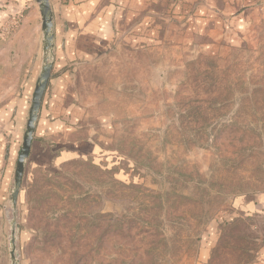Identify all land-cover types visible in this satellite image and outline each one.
Wrapping results in <instances>:
<instances>
[{"label": "rangeland", "instance_id": "374dc122", "mask_svg": "<svg viewBox=\"0 0 264 264\" xmlns=\"http://www.w3.org/2000/svg\"><path fill=\"white\" fill-rule=\"evenodd\" d=\"M50 1L54 67L34 141L72 157L29 156L14 209L29 110L19 142L15 126L0 131V264H12L13 220L19 264H264V0H226L216 37L188 0ZM100 15L114 34L78 39ZM43 39L36 0L0 24V108L30 109ZM87 141L96 150L80 153Z\"/></svg>", "mask_w": 264, "mask_h": 264}, {"label": "crops", "instance_id": "0c3cea01", "mask_svg": "<svg viewBox=\"0 0 264 264\" xmlns=\"http://www.w3.org/2000/svg\"><path fill=\"white\" fill-rule=\"evenodd\" d=\"M27 1L28 0H0V24L5 22L8 17L15 16V14L19 10L22 9V7L25 5ZM96 1L97 0H89V1L86 0L81 7L86 8V5H88V3L90 5L96 4ZM188 1L191 3V6H192L191 8L195 9V15H194V19H196L195 21L199 24L206 25L207 35H209L210 37L212 36L216 37V36H222V34H224L223 32L219 30V28L226 27V25L228 26V21L226 20V0H188ZM79 7L80 6H78V8ZM85 16H86V9L82 12H79L77 16L73 13L68 15L66 19L71 28L68 33L62 36V43L66 42L67 44L70 45L72 42L75 41V38H76L75 34H77L76 32H78V30H81L82 25L85 21ZM116 18L117 17H115V23H114L115 26H117ZM84 27H85V24H84ZM86 28H93L95 30V35L88 37L85 35L86 31H84L83 34L80 31L78 39L86 41L87 39L90 38L91 41L97 40L103 43V41L110 38L114 34L113 16L107 15L105 18H103L102 15L97 16L96 21ZM202 30L203 29H201L200 31L201 33L203 32ZM26 33H27V30L24 29V34L20 38L21 43ZM66 51L68 54L72 56L75 54V52L69 49H66ZM76 52L78 54L86 53L84 50L81 51V49H76ZM26 53H29V52H26ZM28 110L29 108H28V104L26 101H22V103L19 105L18 111L14 113H13L14 109L12 108V105H8V106L5 105L3 108H0V131L5 130L7 128L11 130L15 126L13 135L16 138V140L19 142V137L22 134L21 130L23 128V125L25 122L24 120L26 118ZM12 114H15L14 116L15 123L13 124L10 123L11 117L13 118ZM8 123L12 125L8 126ZM38 128H39V123L36 129V132ZM1 139H3V133L0 134V141ZM85 145L88 146L89 149L95 148L96 150V144H92L87 141V142H82L78 145L77 148L80 151V153L87 152V149L84 147ZM1 150L2 149L0 146V153H1ZM71 155H72V152H69V150L62 151L60 152V154H56L52 152L51 148L44 147L42 143H40L38 140L37 141L35 140L33 141L32 148H31L30 162L35 166H45V165H48L49 163H52V159H54V157L55 158L58 157L61 159L63 156L70 157ZM3 163H4V156L1 157L0 155V195H1V191L5 190L7 183H9L8 178L10 176L9 173L11 171V169L8 168V170H6V173L4 172L1 174ZM24 182H25V179L23 180V184ZM22 192H23V189H22Z\"/></svg>", "mask_w": 264, "mask_h": 264}, {"label": "water", "instance_id": "95a60500", "mask_svg": "<svg viewBox=\"0 0 264 264\" xmlns=\"http://www.w3.org/2000/svg\"><path fill=\"white\" fill-rule=\"evenodd\" d=\"M39 4L40 13L42 16V31H43V64L41 72L38 76L34 89L32 103L29 109L28 120L24 132L23 143L19 152L14 173V186L11 192V201L13 208L18 206L19 196L23 187V180L26 170V164L31 153L32 144L35 138V132L39 117L42 110L44 97L50 82L54 67L53 55L55 47V31H54V11L50 0H36ZM18 224L15 220L12 221V236L11 242V260L12 264H19L16 253V227Z\"/></svg>", "mask_w": 264, "mask_h": 264}]
</instances>
